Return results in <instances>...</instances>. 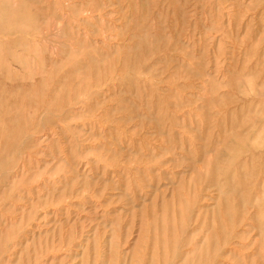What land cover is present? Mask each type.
<instances>
[{"label": "rangeland", "instance_id": "1", "mask_svg": "<svg viewBox=\"0 0 264 264\" xmlns=\"http://www.w3.org/2000/svg\"><path fill=\"white\" fill-rule=\"evenodd\" d=\"M264 0H0V264H264Z\"/></svg>", "mask_w": 264, "mask_h": 264}, {"label": "bare ground", "instance_id": "2", "mask_svg": "<svg viewBox=\"0 0 264 264\" xmlns=\"http://www.w3.org/2000/svg\"><path fill=\"white\" fill-rule=\"evenodd\" d=\"M264 87V86H263Z\"/></svg>", "mask_w": 264, "mask_h": 264}]
</instances>
